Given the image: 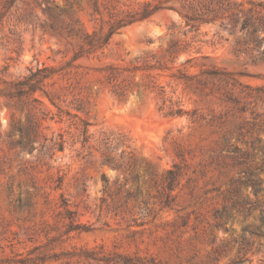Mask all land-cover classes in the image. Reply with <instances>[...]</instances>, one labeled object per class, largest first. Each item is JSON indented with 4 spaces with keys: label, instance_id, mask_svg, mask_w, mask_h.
<instances>
[{
    "label": "rangeland",
    "instance_id": "rangeland-1",
    "mask_svg": "<svg viewBox=\"0 0 264 264\" xmlns=\"http://www.w3.org/2000/svg\"><path fill=\"white\" fill-rule=\"evenodd\" d=\"M0 264H264V0H0Z\"/></svg>",
    "mask_w": 264,
    "mask_h": 264
},
{
    "label": "trees",
    "instance_id": "trees-1",
    "mask_svg": "<svg viewBox=\"0 0 264 264\" xmlns=\"http://www.w3.org/2000/svg\"><path fill=\"white\" fill-rule=\"evenodd\" d=\"M244 28H246V23L244 24ZM27 79H28V78H27ZM27 81H29V79H28ZM17 85H23V81H21V82L18 83ZM30 89L34 90V86L31 85V86H30ZM19 95H23V91H19ZM253 185H254L256 191H260V190H261V184H260V183H258V182H253Z\"/></svg>",
    "mask_w": 264,
    "mask_h": 264
}]
</instances>
